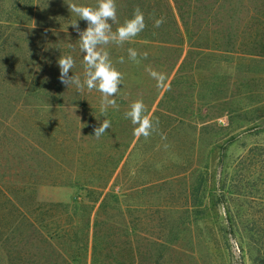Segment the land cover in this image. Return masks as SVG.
Returning <instances> with one entry per match:
<instances>
[{"label":"rangeland","instance_id":"obj_1","mask_svg":"<svg viewBox=\"0 0 264 264\" xmlns=\"http://www.w3.org/2000/svg\"><path fill=\"white\" fill-rule=\"evenodd\" d=\"M125 1L116 0L120 21L129 16L119 10ZM166 1L175 12L179 45L141 35L123 47L107 45L123 81L114 97L118 108L102 115V94L66 88L57 64L70 55L75 66L69 75L84 80L71 23L77 20L81 30L87 25L68 4L95 7L96 0H0V264H63L45 229L66 257L90 264L92 227L85 246L83 224L88 212L90 224L107 219L98 225L97 255L105 264H264L254 220L264 208L220 196L233 188L226 166L246 147L264 144V0ZM6 17L32 21L19 25ZM213 40L216 48L188 45ZM128 48L149 60L111 57ZM172 62L152 101L146 90L157 81L146 67L165 74ZM136 99L148 116L163 111L160 104L176 106L181 115L173 121L156 113L151 119L169 126H156L147 139L136 137L124 118ZM103 119L111 127L96 139L93 129ZM244 208L255 217H233ZM55 210L64 212L47 219ZM29 212L39 220L35 232Z\"/></svg>","mask_w":264,"mask_h":264},{"label":"clouds","instance_id":"obj_2","mask_svg":"<svg viewBox=\"0 0 264 264\" xmlns=\"http://www.w3.org/2000/svg\"><path fill=\"white\" fill-rule=\"evenodd\" d=\"M69 11L80 20L86 22V27L81 30L77 20L71 23L72 28L79 36V49L83 56L84 80L79 75H69L75 66V61L70 55L60 56L57 60L59 67V80L67 88L75 86L77 90H83L86 86L89 91L96 90L102 94L100 112L106 115L109 107L118 108L114 97L120 91L123 74L113 65L109 52L105 50L109 44L123 45L137 37L146 27L144 13L137 6L132 16L122 23L117 17L116 0H96V6L68 4ZM164 18L154 19V27L159 28L164 24ZM113 24L117 27L113 30ZM35 26V24H34ZM128 57L136 64L141 59H147V53L139 54L135 49L128 48ZM124 62L123 57L119 59ZM149 76L157 81V86H162L166 81V74L158 72L151 67L145 69ZM124 118L130 120L134 126V135L147 139L156 130L158 120L153 121L146 114L145 104L141 99L132 101L129 109L124 112ZM111 127L108 119H103L99 126L94 127V137L99 139Z\"/></svg>","mask_w":264,"mask_h":264},{"label":"trees","instance_id":"obj_3","mask_svg":"<svg viewBox=\"0 0 264 264\" xmlns=\"http://www.w3.org/2000/svg\"><path fill=\"white\" fill-rule=\"evenodd\" d=\"M126 0L125 1V6L121 7L119 10L127 12V16L128 18H130L132 16L133 10L135 7H139L141 9V11L144 13V19H145V24L146 27L145 29L139 34L141 35V38H145L146 40H157L161 43H165L168 46H173V47H177V45H179L181 38H179V27L176 21V17H175V12L173 11V9L171 8L169 2H167L166 0H162V3L164 2V11L162 12L158 5L161 2L160 0ZM163 7V5H162ZM182 6L177 5L176 6V15L180 16L182 15V13L180 14V9ZM118 10V8H117ZM163 17L164 18V24H162L159 28L154 27V19H159ZM1 19V18H0ZM4 22L6 23H15V24H23V23H29V18L27 19V21H23V20H19V18H12V17H6L3 18ZM120 21V20H119ZM121 23L123 21H120ZM40 26L44 25V24H38ZM115 25V24H114ZM115 28H113V30L115 31ZM227 43V42H225ZM189 46H197V47H211V48H216V46H218L219 44L216 43V40H213V42H211V44H206V42H201L199 44H191L190 42L188 43ZM206 45H211V46H206ZM171 49V48H168ZM142 50H145V48H142ZM120 53L116 54V53H111V57L117 61H119V59L121 57H123V59L131 61L128 57V52L127 50H125L123 54V56L119 55ZM149 59H141V62L145 63L147 62ZM158 66H162V64L160 63H156ZM175 64V62H172V64L168 63V70L165 73L166 74V80L169 77L173 65ZM117 65L115 66V68L117 69ZM175 73L173 75V77L170 79L167 88L165 89V91H163L161 93V97L160 99L164 98V96H166V91L168 92V86L172 85L174 82V78H175ZM165 83V82H164ZM163 83V85H164ZM162 86H152V88L146 90V92L148 91V93L150 91H152V101L156 98V96L159 94ZM156 87V89H155ZM67 88V87H66ZM170 90V89H169ZM172 99V98H171ZM169 101H171L169 99ZM158 107L160 109H162L163 111L160 110H153L151 112V115L149 116L150 118L152 116H156V113H164L167 115L168 118L172 119L173 121L175 120V118H177L176 116L181 115L180 110H178V108H176V106H167L164 107L160 105H158ZM148 109L146 110V114H147ZM177 120V119H176ZM172 121V122H173ZM172 123H170L171 125ZM158 127H162L165 128L167 126H169L168 124L164 123L163 121L159 122ZM162 130V129H161ZM133 136V133H132ZM132 137L130 138V140L128 142H131ZM121 155H118L114 158V162L115 164L113 165V168L115 167L116 163L119 161ZM226 170V174H225V178L228 179V183L233 186V188L230 187H226L225 189L222 190V192L220 193V196L222 197V199L228 198L229 196H233L235 201H239L240 205H244V204H248L247 202H250L252 204H259L262 205V207L264 208V144H253L251 146L246 147L244 150H242L240 153H238L233 160L230 162V164H228ZM230 169V171H229ZM231 177V178H230ZM225 193H228V195H226ZM98 194L97 196L92 197V199H90V202L95 203L98 198H99ZM5 197V196H4ZM103 202V198H100L99 202H98V206H100ZM199 204V203H198ZM11 205V204H10ZM60 205V204H58ZM12 206H14L12 204ZM65 206V205H64ZM15 208V206H14ZM245 208L241 209V210H234L233 212V217H238L239 219L243 218L244 216H251V219H253L255 217L256 212H250L247 211L248 213H245ZM58 210H55L54 212H48L47 214V219L56 216L58 214H60L63 211L57 212V214L55 215V212ZM227 212V213H226ZM232 212H230L232 214ZM260 215L256 216V218L254 219L256 222V226L258 227V235H257V240L263 241L264 242V210L263 211H259ZM224 214H228L229 215V210H227V208H225L224 210ZM90 212H88V216H86V218L83 221L84 224V244L86 246L87 243V236H88V230H89V225H91L92 227V231H91V256H90V264H105L102 262V260H100L98 258V225L107 220L106 218L104 219H96L94 218L90 224ZM51 220V219H49ZM39 221L38 219H35L34 217H32V215H30L29 212V228H31L32 232H35V228L37 231V228H39L36 225V222ZM46 225V224H45ZM46 227V226H45ZM55 227V228H53ZM53 227H51V232L53 235L57 233V228L58 225H54ZM44 234L46 238V242H51L52 244H54V247H52V249H50L53 252V249L56 247L59 252H58V256H60V258H62L63 260V264H75L74 261H76L75 258L73 257H66L62 251L60 250V248L58 246L55 245V243L50 240L49 235L48 234V230H44ZM83 244V243H82ZM107 246V244H105V247ZM55 250V249H54ZM260 251V252H259ZM258 252L259 258L261 260V262H263V258H264V254L261 253L262 250L260 248ZM57 253V251H56ZM105 261V260H103ZM109 264V263H108Z\"/></svg>","mask_w":264,"mask_h":264}]
</instances>
